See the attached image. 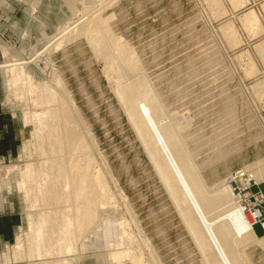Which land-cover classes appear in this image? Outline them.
I'll list each match as a JSON object with an SVG mask.
<instances>
[{"label": "rangeland", "instance_id": "rangeland-1", "mask_svg": "<svg viewBox=\"0 0 264 264\" xmlns=\"http://www.w3.org/2000/svg\"><path fill=\"white\" fill-rule=\"evenodd\" d=\"M39 1L4 0V7L18 12L23 33L18 42L6 27L0 30V64L9 59L26 61L25 73L36 85H54L60 99L69 93L73 96L91 132L96 168L108 175L115 197L110 204L116 203L100 211L97 223L87 232L85 251L77 253L75 243L70 258L79 255L77 264H132L131 256L139 255L146 263L155 258L158 264H207L118 98L115 89L130 79L116 80L117 73L103 64L84 36L73 39L74 34L68 35L59 48H45L62 27L82 16L95 13L109 18V31L135 50L142 70V77H137L145 76L150 88L158 93L168 112L167 121L185 123L181 137L206 183L213 187L226 181L232 171H242L264 159V59L260 55L264 39L253 46L226 49L225 40L216 32L219 28L207 22L211 11L202 0H58L57 13L62 9V16H70L50 37L38 40L36 35L43 26L36 16ZM242 18L243 30L257 34L243 26ZM238 40L240 43L239 35ZM17 42L18 50L11 51V44ZM248 65L254 66L256 75L248 74ZM10 78L0 68L5 115L16 120L21 134L13 157L0 159V210L8 202L7 196L14 198L23 212L24 224L0 261L8 258L5 263H30L29 258L16 259L20 253L17 239L25 237L28 214L20 184L25 180L24 164L39 161L34 147L38 127L32 115L37 111L41 114L42 108L33 100L36 96L30 92L27 78L20 87L12 86ZM57 80L65 87L62 83L60 87ZM257 82L263 85L261 89ZM257 187L264 190V183L251 189L257 191ZM256 225L257 234L264 237V229ZM131 236L136 240L131 241ZM258 243L243 248L251 264H264V242Z\"/></svg>", "mask_w": 264, "mask_h": 264}, {"label": "bare ground", "instance_id": "bare-ground-1", "mask_svg": "<svg viewBox=\"0 0 264 264\" xmlns=\"http://www.w3.org/2000/svg\"><path fill=\"white\" fill-rule=\"evenodd\" d=\"M201 2L211 11V15L207 16L213 17L218 8V1ZM237 6L235 5L236 8ZM108 19L95 13L80 17L62 27L45 51L64 45L65 37L73 34L75 35L73 39L84 36L93 49L98 51L94 52L98 54L103 64L117 73L116 80L124 78L126 80V77L130 79L115 89L118 98L130 123L139 134L161 181L168 189L177 207L176 210H179L185 226L192 234L191 237L200 248L205 262L251 264L243 248L253 242H264V237H259L254 228V217L246 212L242 199L234 192L228 180L221 181L213 187L206 183L181 137L185 123L176 124L171 118H169L171 121H167L165 114L167 111L161 103L162 100L160 101V96L158 98L156 95L158 93L150 88V82H147L145 76V79L137 77L142 70L139 58L138 61L135 58L137 56L135 50L128 47L129 44L126 45L125 41L123 43L122 37L112 34L113 30L109 31L111 27H107L110 20ZM242 20L247 30L259 32L263 28L254 12L246 14ZM218 30L216 32L218 34L220 32L219 37L222 35L225 40L223 47L231 49L239 44L238 32L232 23L225 24ZM260 45V55L264 59V43ZM27 64L26 61L9 59L0 66L10 74L12 86L20 87L23 79L27 78L31 87L30 92L36 96L33 100L42 108L41 114H37L38 111L36 114L32 113L38 127L34 136V147L38 152L39 161L35 164L27 162L22 172L25 180L20 184V188L26 197L27 230L25 237L20 235L17 239L20 253L16 259L29 258L30 264H77L79 255L74 259L70 256L76 247L79 254L85 251L89 239L87 232L97 223L100 211L110 209L108 204L114 194L112 195L113 191L111 192L112 189L108 185V175L96 168L91 132L81 118L82 114L80 115L73 96L70 97L71 94L67 92L68 95L61 96L60 99L56 96L58 92L55 91L54 85L53 87L50 83L36 85L33 78L25 73ZM249 67L251 70H247L248 74L251 73L252 76L254 72L256 75L254 66ZM61 83L58 81L59 86ZM58 84L56 82V85ZM61 85L65 87L63 83ZM260 85L261 83L257 82L258 88ZM26 120L28 121V118ZM263 162L264 159L253 166L242 168V171L248 174L247 179L251 177L256 183H264ZM44 205L47 207H43ZM40 207L43 208L41 211ZM262 224L264 226V221ZM133 236L129 237L131 241L137 238ZM75 243L78 244L76 247ZM142 257L132 255V264H158L155 258L146 263Z\"/></svg>", "mask_w": 264, "mask_h": 264}, {"label": "crops", "instance_id": "crops-1", "mask_svg": "<svg viewBox=\"0 0 264 264\" xmlns=\"http://www.w3.org/2000/svg\"><path fill=\"white\" fill-rule=\"evenodd\" d=\"M218 8L214 12V16L208 20L210 27L213 25L215 28L224 26L225 24L232 23L238 32L241 42L235 46H246L254 45L257 41L264 39V0H217ZM239 1V2H238ZM4 0H0V30L6 27L12 32L11 36L15 38L18 42L20 39V18L18 12L10 6L4 7ZM233 2V3H232ZM242 4H241V3ZM239 3V4H238ZM233 4V6H231ZM241 4V6H240ZM237 6V8L235 7ZM66 6V5H65ZM239 7V8H238ZM60 8H63L60 7ZM69 11V7L66 6ZM59 9L58 0H40L38 3V10L36 16L39 21L43 24L39 27L38 34L36 38L39 40L41 37H50L54 32H56L58 26L66 21L68 15L62 16L61 10L57 13ZM56 11V12H55ZM229 12V13H228ZM250 12H254L263 27L261 32L257 34L249 33L243 30L240 19ZM70 13V12H69ZM70 16V15H69ZM207 20V19H206ZM218 26V27H217ZM42 31L40 32V29ZM27 30H30L27 28ZM32 34V33H31ZM34 36L32 37V39ZM223 40V38L221 37ZM17 45L11 44V51L15 52L18 50ZM224 42V41H223ZM230 50V48L228 49ZM23 61V60H21ZM2 62V61H1ZM7 61L0 64L4 65ZM3 69V68H1ZM4 70V69H3ZM6 72V70H4ZM7 73V72H6ZM4 90V89H3ZM1 93V89H0ZM6 103L0 99V159H11L15 151L19 147L21 130L16 123V120L8 115H5ZM1 161V160H0ZM8 197V202L4 204V208L0 210V258L4 255L5 249L9 245L13 244L16 240V235L20 227L24 224V215L19 207L17 201L14 198ZM6 202V201H5ZM259 229H262L259 225H256ZM0 264H30L28 261H11V262H1ZM40 264V263H39Z\"/></svg>", "mask_w": 264, "mask_h": 264}, {"label": "built area", "instance_id": "built-area-1", "mask_svg": "<svg viewBox=\"0 0 264 264\" xmlns=\"http://www.w3.org/2000/svg\"><path fill=\"white\" fill-rule=\"evenodd\" d=\"M247 175L239 168L232 171L227 180L232 184L234 192L242 199L246 212L254 217L253 225L259 224L264 229L262 224L264 221V190L257 187V191H253L251 187L259 186V183L251 177L247 179Z\"/></svg>", "mask_w": 264, "mask_h": 264}]
</instances>
